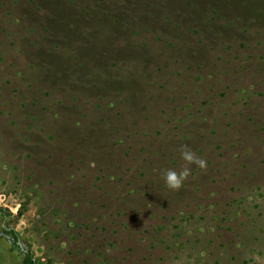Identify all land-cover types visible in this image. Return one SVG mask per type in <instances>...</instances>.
Segmentation results:
<instances>
[{
	"label": "rangeland",
	"instance_id": "374dc122",
	"mask_svg": "<svg viewBox=\"0 0 264 264\" xmlns=\"http://www.w3.org/2000/svg\"><path fill=\"white\" fill-rule=\"evenodd\" d=\"M0 209V264H264V0H0Z\"/></svg>",
	"mask_w": 264,
	"mask_h": 264
},
{
	"label": "clouds",
	"instance_id": "9594fccd",
	"mask_svg": "<svg viewBox=\"0 0 264 264\" xmlns=\"http://www.w3.org/2000/svg\"><path fill=\"white\" fill-rule=\"evenodd\" d=\"M181 158L185 161V167L180 172L168 169L164 175L166 185L171 190H179L183 186V182L191 174L189 165L195 164L199 168L207 167V162L203 158L198 157L187 145L182 148Z\"/></svg>",
	"mask_w": 264,
	"mask_h": 264
},
{
	"label": "trees",
	"instance_id": "16d2710c",
	"mask_svg": "<svg viewBox=\"0 0 264 264\" xmlns=\"http://www.w3.org/2000/svg\"><path fill=\"white\" fill-rule=\"evenodd\" d=\"M227 1V0H226ZM1 211V209H0ZM3 231L5 233H7L8 235H10V238H11V246L14 248V249H19L20 248V245H19V237L17 235V233L12 230V229H3ZM24 257H23V260H22V264H35L34 260L32 259L31 255L28 253V252H24Z\"/></svg>",
	"mask_w": 264,
	"mask_h": 264
}]
</instances>
